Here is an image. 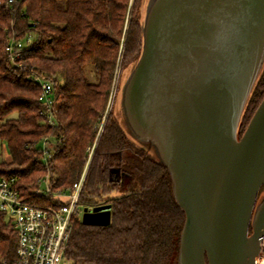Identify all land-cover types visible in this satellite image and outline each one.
<instances>
[{
  "label": "trees",
  "instance_id": "1",
  "mask_svg": "<svg viewBox=\"0 0 264 264\" xmlns=\"http://www.w3.org/2000/svg\"><path fill=\"white\" fill-rule=\"evenodd\" d=\"M139 3L130 19L129 0H0V143L9 152V158L0 155V177H13L26 200L57 204L52 194L39 192L42 181L48 179L53 192L69 189L97 139L79 202L109 204L111 223L89 225L75 214L66 250L75 264H178L185 213L167 167L128 139L112 109L97 132L121 41L123 67L141 50ZM29 34L32 44L12 61L7 45ZM34 75L52 82L53 123ZM263 97L264 72L240 134ZM45 137L56 141L47 160ZM17 247L12 217L0 208V264H18Z\"/></svg>",
  "mask_w": 264,
  "mask_h": 264
},
{
  "label": "water",
  "instance_id": "2",
  "mask_svg": "<svg viewBox=\"0 0 264 264\" xmlns=\"http://www.w3.org/2000/svg\"><path fill=\"white\" fill-rule=\"evenodd\" d=\"M142 45L112 113L163 163L185 213L178 264H258L264 238V0H140ZM83 223L109 225V204ZM252 229V232L250 231Z\"/></svg>",
  "mask_w": 264,
  "mask_h": 264
},
{
  "label": "built area",
  "instance_id": "3",
  "mask_svg": "<svg viewBox=\"0 0 264 264\" xmlns=\"http://www.w3.org/2000/svg\"><path fill=\"white\" fill-rule=\"evenodd\" d=\"M32 42L30 34L24 39H13L6 47L11 60L15 62ZM31 79L40 84V100L46 106L44 112L49 115L48 120L53 123L52 82L40 75ZM55 145L56 141L50 137L42 140L43 159H48ZM85 178L86 173H83L69 189L56 192L51 190L48 179L43 180L39 192L52 194L57 197L58 203L41 204L24 199L13 177H0V208L12 217L17 232L18 264H75L67 257L66 250L72 235L73 218L85 208L79 202ZM256 262L264 264V238Z\"/></svg>",
  "mask_w": 264,
  "mask_h": 264
},
{
  "label": "rangeland",
  "instance_id": "4",
  "mask_svg": "<svg viewBox=\"0 0 264 264\" xmlns=\"http://www.w3.org/2000/svg\"><path fill=\"white\" fill-rule=\"evenodd\" d=\"M136 3H137V0H129V18L130 19L132 17ZM32 39H34L33 36H32ZM121 43L122 44L120 45V48H119L120 54H119V59H118V67L116 68L117 70L115 72V77H114L113 82H112L108 103H107L104 115L102 116L101 122L99 123V127L97 129V132H99V133L104 129L106 122H107V119H108V116L111 113V109L113 108L115 95H116L118 88H119L120 77H121V74H122L123 69H124V67H123L124 43H125L124 40H122ZM96 140L97 139L95 137L93 143L87 147L86 164H85V167H84L80 177L82 176L83 173L87 174V172H88L89 165L91 163L92 157L94 156V153L96 150V143H97ZM0 155H2L4 158L9 156V152H8L6 146L4 144H1V143H0ZM39 183H41V182L39 181ZM55 199H57V197H55ZM84 213H85V211L83 209L80 213L81 219H83Z\"/></svg>",
  "mask_w": 264,
  "mask_h": 264
},
{
  "label": "crops",
  "instance_id": "5",
  "mask_svg": "<svg viewBox=\"0 0 264 264\" xmlns=\"http://www.w3.org/2000/svg\"><path fill=\"white\" fill-rule=\"evenodd\" d=\"M5 145V144H4ZM6 146V145H5ZM7 148V147H6ZM6 158H9V156L8 157H6Z\"/></svg>",
  "mask_w": 264,
  "mask_h": 264
},
{
  "label": "flooded vegetation",
  "instance_id": "6",
  "mask_svg": "<svg viewBox=\"0 0 264 264\" xmlns=\"http://www.w3.org/2000/svg\"><path fill=\"white\" fill-rule=\"evenodd\" d=\"M250 231L252 232V229H250Z\"/></svg>",
  "mask_w": 264,
  "mask_h": 264
}]
</instances>
